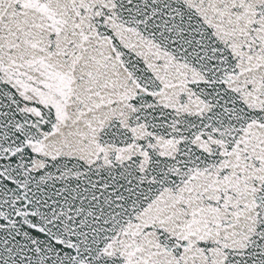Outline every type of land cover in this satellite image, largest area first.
I'll use <instances>...</instances> for the list:
<instances>
[{
  "label": "snow or ice",
  "instance_id": "6c2138e0",
  "mask_svg": "<svg viewBox=\"0 0 264 264\" xmlns=\"http://www.w3.org/2000/svg\"><path fill=\"white\" fill-rule=\"evenodd\" d=\"M0 264H264V0H0Z\"/></svg>",
  "mask_w": 264,
  "mask_h": 264
}]
</instances>
